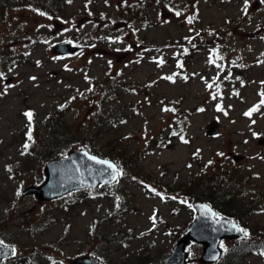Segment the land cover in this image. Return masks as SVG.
Here are the masks:
<instances>
[{"label":"rangeland","instance_id":"obj_1","mask_svg":"<svg viewBox=\"0 0 264 264\" xmlns=\"http://www.w3.org/2000/svg\"><path fill=\"white\" fill-rule=\"evenodd\" d=\"M245 6V0L0 6V237L16 244L19 264H33L30 256L37 264L83 256L101 264H163L196 219L194 193L203 200L215 198L214 191L232 193L234 206L255 208L243 215L244 225L264 229V0H247L246 14ZM41 8L51 15H40ZM66 41L80 53L54 55ZM162 141L171 144L162 148ZM84 145L101 158L121 157L119 148L134 158L108 188L47 203L22 195L45 181L49 162ZM227 170L239 178L235 187L224 181ZM238 242L225 241L222 249L231 252ZM189 252L188 264H201L202 246ZM243 264H264V255L257 249Z\"/></svg>","mask_w":264,"mask_h":264},{"label":"water","instance_id":"obj_2","mask_svg":"<svg viewBox=\"0 0 264 264\" xmlns=\"http://www.w3.org/2000/svg\"><path fill=\"white\" fill-rule=\"evenodd\" d=\"M53 52L60 56H73L80 52V48L70 42H64L57 45ZM90 156L116 164L111 160L97 157L87 150L72 151L68 158L49 163L45 169L46 181L41 186L27 188L23 195H35L39 202L44 203L60 199L72 192L96 190L114 185L120 176L116 181H112V170L108 169L107 165L89 159ZM194 207L197 211L195 221L178 240L163 264H188L190 257L188 248L191 245L203 247L204 254L200 259L202 264H216L224 254L221 248L223 241L245 239L233 224L238 228L242 227L229 219L219 218L217 211L209 203L195 202ZM12 249L7 246L8 255L0 256V263L13 255ZM71 264H100V260L83 256L72 260Z\"/></svg>","mask_w":264,"mask_h":264},{"label":"trees","instance_id":"obj_3","mask_svg":"<svg viewBox=\"0 0 264 264\" xmlns=\"http://www.w3.org/2000/svg\"><path fill=\"white\" fill-rule=\"evenodd\" d=\"M15 0H0V6H8L9 4L13 3ZM18 6L20 8H24L28 6L26 2H18ZM35 6V5H34ZM38 8V6H36ZM47 8H41L39 11L40 13H45V15H51L48 11H46ZM51 10V9H50ZM52 11V10H51ZM2 63V58H0V65ZM6 60L3 59V65H5ZM112 115L111 113H109ZM113 117V116H111ZM175 133H177L175 131ZM180 133V131H179ZM178 134V133H177ZM171 144V142L166 143L162 141L159 145L162 146V148H165ZM123 145V144H121ZM87 148L86 145L83 146V149ZM91 152V149H90ZM123 152H125V155H122ZM119 154L121 157L114 154V152H110L109 155H107L106 159L112 160L116 162V164L121 168L125 174V167L130 165V163L133 161L131 159L134 158L133 155H130L128 152L121 150L119 148ZM221 169V168H219ZM224 174L227 175V180H224L227 185L228 183L232 184V187H235L239 183V178L237 179V176L232 173V171L227 170L224 172ZM195 183H193V186L190 187V189L194 188ZM200 193V192H199ZM214 196L208 195L206 197L207 200H203L200 196L198 197V193H194V196L192 198L193 200H199L208 202L217 210L219 215L221 217L228 218L238 224H240L244 229H246L249 232V236L246 237L245 240H242V242H238L239 244L236 245L232 250L224 254L223 258L217 263V264H243V259L246 258L249 254L255 252V250H264V229H260L259 233H254V231H250L243 223V215H253L255 212V208H251L250 206L242 207V206H234L233 203L236 202L235 197L232 195V193L220 196V193H217V191H214ZM201 198V199H200ZM255 204V203H254ZM224 208V209H223ZM29 263L37 264V260L35 257L30 256L28 258ZM25 264V263H24Z\"/></svg>","mask_w":264,"mask_h":264},{"label":"snow or ice","instance_id":"obj_4","mask_svg":"<svg viewBox=\"0 0 264 264\" xmlns=\"http://www.w3.org/2000/svg\"><path fill=\"white\" fill-rule=\"evenodd\" d=\"M68 2L70 3L71 0H68ZM245 8H244V11H245V14L247 13V0H245ZM181 13L180 12H176V15L179 16ZM40 15H45V13H40ZM192 17H189L188 18V23H191L192 22ZM39 63V62H38ZM160 63L162 64L163 61L161 60ZM214 63V61H213ZM178 67H183V64H178ZM0 76H3V73H0ZM166 79L168 80H173V77L172 76H168V77H165ZM187 77H185L186 79ZM31 79L35 80L36 77H32ZM8 86L5 87V91H6V88ZM209 88L212 87L211 84L208 85ZM262 96H264V93L261 94ZM213 99H215V95L213 96ZM262 104H264V100L261 101ZM168 109H165V111H167ZM201 111H203V109H200ZM258 110V107H254L253 109H251L249 112L245 113V115L247 116H251L252 112L254 111H257ZM24 115L27 117L28 121H29V125H31L32 121H33V118H34V113L29 110L27 112L24 113ZM177 133L173 132V135H176ZM27 137L29 140L32 139V132L31 130L27 133ZM185 143H187V141L185 140L184 141ZM28 145L26 144L25 145V148H27ZM219 155H223V153H219ZM89 159L93 160V161H96V163H99V164H104V165H107L108 169H111V178H112V181H116L117 178L119 176H122L124 175V172L121 168H119V166L117 164H114V163H111L109 161H105V160H98L96 157L94 156H90ZM212 161H209V164H211ZM190 167V165H189ZM183 202V201H182ZM215 215V213L213 214ZM153 220H155V217H152ZM233 227L236 228L237 231L241 232L243 234V237L246 238L248 237L250 234L249 232L246 230V229H243V228H238L235 224H233ZM221 247H223V244H221ZM7 249V246L4 245V242L3 240H0V256H6L8 255V251L6 250ZM225 252H227V249L225 248L224 249ZM12 254H15V249L13 248L12 249ZM261 255H264V250L261 251Z\"/></svg>","mask_w":264,"mask_h":264},{"label":"flooded vegetation","instance_id":"obj_5","mask_svg":"<svg viewBox=\"0 0 264 264\" xmlns=\"http://www.w3.org/2000/svg\"><path fill=\"white\" fill-rule=\"evenodd\" d=\"M0 240H3L2 237H0ZM3 242H4V240H3ZM4 244L13 247L15 249V255L12 256L11 258L3 260L0 264H19L20 260H18V259L20 257H19V254L17 253L18 252V247L16 246V244H14V243H5V242H4Z\"/></svg>","mask_w":264,"mask_h":264}]
</instances>
